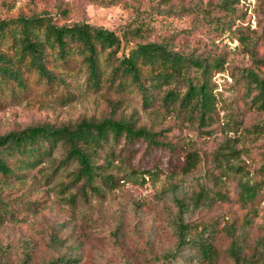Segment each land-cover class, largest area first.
<instances>
[{
	"label": "rangeland",
	"instance_id": "1",
	"mask_svg": "<svg viewBox=\"0 0 264 264\" xmlns=\"http://www.w3.org/2000/svg\"><path fill=\"white\" fill-rule=\"evenodd\" d=\"M42 10L61 22L88 21L115 30L125 52L136 42L164 40L180 51L223 60L211 76L217 113L210 125L197 128L157 101L144 104L135 88L116 92L88 85L77 61L64 66L65 83L57 92L41 83L21 98L0 103V133L41 122L59 125L115 115L155 131L158 140L120 136L112 152L107 146L98 149L96 162L111 173L110 179L96 178L98 189L72 180L73 161L56 170L47 161L25 168L23 180L0 178L6 199L28 192L0 222L2 260L21 264L27 250V264H46L62 254L78 258L70 264H153L151 255L174 239L166 220L172 202L163 189L169 182L189 189L201 182L212 186V152L226 135L237 140L238 158L230 162L239 170L225 169L218 178L228 198H216L195 216L217 219L216 243L225 245L221 227L244 211L237 178L260 179L247 236L253 246L264 234V108L244 105V73L251 67L264 74V63L254 61L264 57V0H0V18ZM190 149L199 153L200 163L184 173ZM216 264L231 263L222 258Z\"/></svg>",
	"mask_w": 264,
	"mask_h": 264
},
{
	"label": "trees",
	"instance_id": "2",
	"mask_svg": "<svg viewBox=\"0 0 264 264\" xmlns=\"http://www.w3.org/2000/svg\"><path fill=\"white\" fill-rule=\"evenodd\" d=\"M72 61L83 67L88 85L95 88L106 86L116 92L135 88L144 104L157 101L197 128L210 125L216 118L211 76L213 70L223 67L219 58L186 53L164 40L136 42L125 52L115 30L88 21L61 22L47 10L0 18V103L21 98L41 83L51 92H57L65 83L63 68ZM254 61L264 63V57ZM244 76L247 96L244 105L263 109L264 74L248 67ZM118 101L117 98L115 102ZM155 135V131L136 126L132 118L115 115L99 119L83 117L59 125L41 122L11 128L0 133V178L23 180L25 168L47 161L54 162L56 170L73 161L77 166L71 172L72 180L98 189L96 178L111 176L96 162L98 149L105 150L107 146L112 152V145L120 136L127 141L144 137L158 143ZM236 141L235 136L226 135L212 152L209 171L212 186L201 182L197 188L189 189L169 182L163 189L162 195H169L172 202L166 220L174 239L171 245L151 255L153 264H176L179 260L216 264L222 258L231 264H264V234L253 246L247 238L256 214L260 179L249 182L237 178V197L244 211L221 227L227 237L225 245L216 243L217 219L199 220L195 216L216 198H228L218 178L225 169L239 170V164L234 166L230 162L238 158ZM59 146L63 149L57 156L55 150ZM199 163V153L190 149L182 170L190 173ZM260 171L264 174V161ZM27 193L6 199L0 190V222L7 213L16 211V204ZM29 259L30 254L25 250L21 264H27ZM77 261L76 257L62 254L50 258L46 264ZM0 264L8 263L0 256Z\"/></svg>",
	"mask_w": 264,
	"mask_h": 264
}]
</instances>
